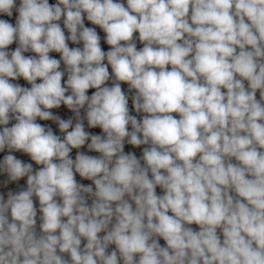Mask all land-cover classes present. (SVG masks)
Segmentation results:
<instances>
[{"label":"clouds","instance_id":"9594fccd","mask_svg":"<svg viewBox=\"0 0 264 264\" xmlns=\"http://www.w3.org/2000/svg\"><path fill=\"white\" fill-rule=\"evenodd\" d=\"M15 5L0 0V14ZM18 13L15 26L0 19V152L40 168L0 162L11 181L27 177L0 195V264H264V0H20ZM21 77L30 88L10 82ZM61 105L74 125L50 111ZM82 109L103 136L85 131ZM88 141L100 155L73 160ZM126 141L147 146L143 165Z\"/></svg>","mask_w":264,"mask_h":264},{"label":"built area","instance_id":"2783aa9c","mask_svg":"<svg viewBox=\"0 0 264 264\" xmlns=\"http://www.w3.org/2000/svg\"><path fill=\"white\" fill-rule=\"evenodd\" d=\"M121 2H123L126 6V0H121ZM56 3H57V0H49L50 5H55ZM19 5H20V0H16V5L12 10V12H13L12 16L9 17L5 14H0V19L6 20L9 23H11L13 26H15L17 17L19 15V13H18ZM59 23H60L61 28L64 30L65 35L68 36L69 33H68L67 29L64 28V25H63V18L61 19V21ZM84 25H85V27L93 28L97 32V34L100 37V46H101L103 51L107 52V51L111 50V46L106 43V33H104V31L99 26L94 25L90 21H88L86 18V14L84 16ZM138 37H139V33H135L134 34V42L136 43L137 50H140V49H142L143 44L139 41ZM67 43H68V46L70 49L71 48H81V49L83 48L82 42H80L79 44H74L69 40V41H67ZM18 46H19L18 42H14L12 45H10L8 47L7 50L9 52L14 51ZM24 55L26 57L36 56V54L31 52V51L24 53ZM49 55L51 58H55L58 60H60V58H61V54L57 53V52H51V53H49ZM104 63L107 64V61L105 60ZM170 68H171V66H169V70H170ZM60 70L65 71V65L63 64L62 60H61ZM108 70H109V74H110V79H109V81L106 82V86L111 87V86H113V84L116 81L114 79V76L112 75V70H111L110 65H108ZM66 80H67V73L65 72L62 83L66 82ZM10 82L14 83V84H18L22 87H27V88L31 87V85L28 84V82L25 81L22 77L17 79V80H12ZM40 82H41L40 80L37 81V83H40ZM245 86L247 87V82H245ZM121 88H122V91L125 93V95L128 97L129 114L132 116H135L137 118V120H142V118L145 114L142 112L137 113L135 111V108L133 105V99L132 98L135 95V90H130L129 85L127 83H123V82H121ZM95 91H96L95 89H89L87 94L89 96H91ZM259 98H260L259 92H257V99H259ZM50 111L52 112V114L54 116H58L61 119H64V120L71 119L73 121V125L76 123L75 113H73L71 110H69L65 105H61L59 108H54V109H51ZM173 115L176 118H179L178 114L173 113ZM80 116H81V120L83 121L84 129L86 132H88L90 135H101V136L104 135L102 129H100L99 127L91 128L88 126L85 110H83V109L81 110ZM14 123H15V120H12V121H10V124L8 126L11 127ZM37 123H40L42 126H44L46 128H51L54 134L61 136V138L63 139L64 133L60 132L59 126L55 121H53V120H46L45 121V120H40L38 118ZM128 129H129V131H131V125L128 126ZM69 130H71V129H69ZM87 143H90V141L86 142V144L80 149H72L70 156L73 160L75 159L78 152L84 153V154L89 155V156H96V157H98L100 155L97 152L89 151L87 148ZM145 147H147V146L142 145L140 147H134V146L128 144L126 141L124 151L126 154L127 153L135 154L136 157L141 160V164L143 165L142 156H143V149ZM9 154L14 155L17 159H20L23 163L32 164L34 171L39 170V168H40L39 165H36L35 162L31 160V158L28 154L20 152V151H15V150L9 152L8 149H5L3 152H0V162L3 161L4 156L9 155ZM233 163H235V160H233ZM76 180L80 184H83L85 186L92 185L93 189L95 188V186L92 184V181L86 180V179L80 177L78 173L76 174ZM26 189H27V177L21 178L18 181H11L9 179L7 173L0 172V195H3L5 200H7L9 192H11L13 194H18L20 191H24ZM156 192H157V195H163L164 194L163 190L160 187H157ZM233 195H234V193H233ZM33 201H34V206L37 209L36 231H37V234L39 235L40 234L39 225L41 223L40 216L42 214L39 212V200H38V198L33 197ZM91 202H92L91 198H89L88 199L89 205H91ZM169 214H171V213H169ZM189 227H191L194 231H199L198 225L192 224V225H189ZM218 234L221 236V239H223L222 232L220 230H218ZM101 235H103V233ZM83 243H86V241H82V246H83ZM159 243L161 244V246H166L163 239H160ZM114 249H115V246L110 245L108 251L111 252ZM64 258L69 259L67 254H64ZM121 264H122V261H121Z\"/></svg>","mask_w":264,"mask_h":264}]
</instances>
